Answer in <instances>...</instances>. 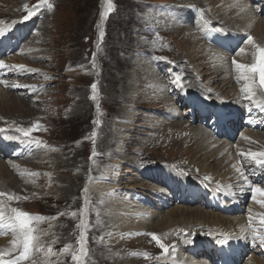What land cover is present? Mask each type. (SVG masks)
Here are the masks:
<instances>
[{
	"label": "rangeland",
	"instance_id": "obj_1",
	"mask_svg": "<svg viewBox=\"0 0 264 264\" xmlns=\"http://www.w3.org/2000/svg\"><path fill=\"white\" fill-rule=\"evenodd\" d=\"M48 3L52 5L51 10L42 0H0L1 25L15 26L17 29L21 26L29 28L27 39L21 45L20 50L14 46L9 54L1 59L7 67L9 77L8 82L2 79V75L0 80L7 82V91H11L8 94L5 93L6 97H0V131L4 130L0 136L3 134L17 135L20 138L19 141L26 144L22 148L19 146L20 151L24 148L25 155H27L19 161L10 160L7 157L0 159V162L5 165V170L1 172L0 169L2 187L6 184L5 187L15 185L12 188L21 189L20 191L13 189L10 194L0 196V209L5 215L2 222L9 232L6 233L3 226H0V231L7 235V242L12 241L9 240L10 238L14 239L12 247L4 248L1 253L5 254L4 257L14 256L15 259L20 255L19 245L14 244L19 233L7 226L15 220V213L12 209H17L32 217L43 218L40 222L33 223L34 235L37 237L34 243L36 242L37 245L34 244L29 259L23 264H45L43 259L50 254L52 255L48 256L49 263L47 264H155L162 256L167 255L170 249L166 252L160 246L150 249L148 245L149 241L153 240L152 234L133 238L127 236L131 231L125 230L121 232V238L115 233L117 230L113 226H111L112 230L105 228L104 219L107 214L103 212V207L97 202L98 200H95L96 195L88 189L90 182L98 180L99 177L92 175L93 172L90 171L99 163L105 166L104 170H109L106 171L107 174L116 170L112 175L117 187V191L114 189L115 196L123 197L124 194H128L135 199L141 196L143 191L156 192V189L154 187L150 189L154 181L148 179L144 181L147 185L149 183V186H131L136 180V175L133 168L130 172L127 171L126 161L134 162L136 167L139 164L140 166L157 165L158 161L169 165L170 161H176V164L181 163L179 165H187L190 168L205 165L207 167V163L210 162L212 170L209 168L207 175L196 174L192 171L193 169L180 168L187 176L192 174L191 177L197 179L196 182L200 180L209 182L219 177L218 180L226 186L227 196L230 198L234 197L233 189L231 190L226 184H229L228 179L237 180V190H240L243 196L246 194L243 184L244 176L234 171L229 163H226V159L221 160L216 155L215 157L212 155V157H203V160L194 162L192 157L188 156L187 149H192L190 146L194 145L193 138L198 136L199 130L196 127L188 132L184 127L185 122L179 123L183 128L182 132L172 127L173 121L170 120V115L163 113L166 111L165 105L155 99L156 96L152 89H148L147 75L144 74L145 68L149 65L157 70L155 72H162V84L166 90L163 92L167 94L173 89L179 93L178 88L193 79L202 91L206 92V89H209L221 95L224 101L227 99L231 102L227 106L239 111L241 106L233 104L237 100L233 98L237 91L231 89L229 85H225L222 89L217 88L223 83L221 85V81L217 79L211 81L207 76L211 70L205 62L207 58L205 51L209 52L213 49L212 45L206 43L203 46L202 42H198L196 43L198 53L191 52V48L182 38L181 30L178 35H174L173 32L164 29L165 18L168 15L165 13L168 9L167 5L182 6L183 9H179L185 14H188V10L197 9L199 14L204 16V20H207L210 8H213V13L220 11L219 2L208 0L206 5L202 1L194 3L193 0H111L113 6L111 11H108L107 0H48ZM201 3H204L203 6ZM33 10L35 14L25 20L24 18ZM102 13H107L104 19H101ZM188 16L191 17L192 13ZM233 17H230L234 22L233 26H225L234 31L226 30L238 34V27L242 24L236 20L238 16ZM13 32L11 31L9 35ZM101 33H103L102 37ZM244 40L245 38H242L241 41ZM246 44H244L245 48ZM251 45L252 43L249 46ZM29 49L30 53L27 52ZM189 57L194 59L192 63L194 65H190ZM19 58L24 62H21ZM160 65H162L161 69L158 68ZM185 67H188V71L183 72ZM165 70L169 74H164ZM190 71L193 74H190ZM125 74L128 77L124 81L116 82L121 75ZM5 83L2 81L4 89ZM93 84L96 85L95 90L92 88ZM128 85L132 87L130 93L132 90L135 92L134 95L129 94L128 102L131 99L139 100L138 102L142 100V109H137L136 105L131 106L123 101L122 91H126L125 87ZM13 87L16 88L15 91ZM230 89L232 92L229 94ZM246 94V97L249 96ZM16 96L18 99L29 101V105L26 106V102L23 103L24 100L14 99ZM261 97L264 98V90ZM175 106L181 112L179 106L177 104ZM253 109L256 116V106ZM126 111H133V117L130 118L128 114L126 116ZM123 114L124 118H130V121H127L130 130H120L128 141L126 140L124 144L116 142L117 146L111 147L112 150H121L120 158L124 159L120 161L119 158L117 161L121 162L120 168L114 169V163H110L109 166L104 164L106 159L101 155L100 137L104 136L102 130L105 131L108 123L113 124L114 135L121 134L118 127L126 122L124 118H121ZM149 116L169 118L167 123L164 122L165 131L162 132L163 129H161L156 132L150 123H144V120L149 121ZM37 125L38 128L31 131ZM21 129L30 131L28 138H24L27 141L22 140L26 136L20 131ZM248 131L260 133L245 130L240 133L238 140L233 144L240 146L239 151L241 152L244 148L243 157L248 155L245 153L247 148L239 139ZM192 132H195L194 135ZM143 144L147 145L140 147ZM137 148H139L138 152H136ZM198 149L195 147V152H198ZM44 154L45 157H40ZM193 155H195L194 152ZM135 158L141 160L137 161ZM75 162H79V166L74 167ZM244 168L246 169V166ZM104 173L98 181L103 179V181H108V175L105 176ZM77 176H81V180L77 181V190L75 193H67L68 182ZM94 177L96 179H92ZM202 181L200 182L203 183ZM2 187L0 185V189ZM132 187L135 188L130 190ZM161 188L165 191L164 186ZM149 192H143V194ZM10 196L13 199H9ZM150 204H155V207L161 205L162 209L165 202L160 196L159 201H150ZM248 204L250 205V202ZM249 205L246 207L247 211ZM176 207L208 212V209H200L196 206H173L167 208V211L163 210L162 213ZM235 207L234 214L229 216L231 219L224 215L219 220H224L227 224L229 220L230 224L238 218L241 220L242 218L238 215L240 204L237 203ZM108 218L110 219L109 215ZM187 218L195 219L196 217ZM175 219L177 218H173ZM200 221L196 225L189 223L187 227L182 226L179 231H176L179 226L176 227L169 241L183 240L188 242L186 246L191 243L196 244L199 239L206 238L210 229ZM56 229L58 231L55 233ZM258 230L261 231L260 226ZM257 234L264 235L260 232ZM247 237L254 244L258 242L249 231ZM62 239L67 240L62 242ZM161 243L164 244L162 241ZM248 244L247 242L244 246H240L238 252L231 256L229 264H234V257L246 251ZM260 245L258 242L259 249ZM7 246L10 247L8 244ZM64 248L68 249L65 253H63ZM81 248H83V254ZM258 251L264 255L261 249ZM73 256L78 257V262L72 259ZM250 258L262 257L258 254L249 255L244 264H247ZM217 262L219 263L218 257L216 264Z\"/></svg>",
	"mask_w": 264,
	"mask_h": 264
},
{
	"label": "bare ground",
	"instance_id": "obj_2",
	"mask_svg": "<svg viewBox=\"0 0 264 264\" xmlns=\"http://www.w3.org/2000/svg\"><path fill=\"white\" fill-rule=\"evenodd\" d=\"M193 1H194V3L196 1H199V2L202 1L206 5L208 3V0H193ZM216 1L219 2V7H220L219 10L220 11L218 13H213V11H212L213 8L212 9L210 8V11H208L209 15L207 18V22H204L203 24H200L199 22L193 23L191 21V17L193 18V15L190 17V16H188V14H185L181 9H179V8L183 9L182 6H177L174 4L170 5V6L167 5L168 9H167V12H165V13H167L168 15L166 16V18L164 17L165 22H166V23L164 22L165 23L164 29L166 28L165 30H167L169 32L170 31L173 32L174 35H178L179 31L181 30L182 38H183L184 42L187 43L188 47L191 48V52L195 51L196 53H198V49L196 48L197 47L196 43L202 42L203 46L206 45V42L202 38V31L209 26L214 27V28H216V27L220 28L219 32L217 30L213 31V29L211 28L209 31V35H208V40H209V36L215 32L216 37L221 39V43L219 44L220 47L224 46L226 51L218 49L220 47L214 48L213 46H212L213 49H211L209 52L205 51L207 54V58H206L205 62L208 64L209 69L211 70L210 73L207 74V76H209V80H211V81H214V79H217V80L221 81L220 82L221 85L223 83L222 86L219 85L217 88L221 87L220 89H222L225 85H229V87L231 89H235V91H237V94L239 93L240 90L245 91L244 94L247 93L246 95H249L246 97V100L247 101H253V103H255L254 106H256V101L259 100V96H260L258 94L257 87L261 88L259 86V74L258 73H256V74L247 73L242 69H238V68H236L233 61H235L238 64L245 65V66L254 65L257 63V61H258L257 49L258 48H264V17L258 16L256 14V11H255L256 9H254L252 4H249V0H216ZM260 1H262V3L264 2V0H260ZM204 3H201L202 6ZM233 16L234 17L238 16V19H236V20H238L239 23L242 24L241 26L238 27V29H239L237 31V32H239L238 34L236 32L228 31V30H226L225 27H223L225 25H227V27H228V25L233 26L232 24L234 22H232L230 19V17H233ZM17 17H18V15H17ZM17 17H16V19H17ZM197 24H198V26H197ZM11 31H17V28L15 26L4 27V25L0 24V41L2 39H4L6 36H8ZM244 33L250 34L249 36L252 38V41H253L252 42V44H253L252 48L253 49L251 51L246 50L247 46L249 45V43L247 42L246 48H245V45H244L245 43H244L243 47L240 48V51H238L235 54L230 56V53L227 52V46L229 44H231L232 42L237 43L235 46L230 48V50L235 51L237 49L238 45L243 42V41H241L242 40L241 37ZM240 35H241V37H240ZM183 40H182V42H183ZM2 51H3L2 46L0 44V53ZM30 51L31 50L29 49L27 52L30 53ZM199 51H201V50H199ZM8 54H9V52L7 54H5V56H7ZM199 54H200V52H199ZM19 59L21 62H24V60H22L21 58H19ZM31 59H33V58H31ZM188 60H189L190 65H194V64H192L194 59L189 57ZM0 63H3V60L1 61V58H0ZM162 65H160L158 68L161 69ZM150 66L151 65H149L148 67L145 68L146 71L144 73L145 75H147L146 80L149 83L148 89H152L154 91L155 96H156L155 99H157L158 102L161 101L165 105V110L167 111V114L170 115V120L172 119V121H173L172 127L177 128V129H179V131L182 132L183 128L179 123L185 122L184 127L186 130H188V132L191 131V128H196V127H197V130H199L197 133L198 136H196V138H193L194 139V145L191 144V146H190V147H192V149H190V150L187 149L188 156L192 157L194 162H196V161L198 162L201 159L203 160V157H205V158L206 157H212V155L215 157V155H216L221 160L226 159V163H229L231 168H233L234 171H237V173H240L242 171L244 173V178H245V172H247L249 170V168H247V167H249V164L246 163V165H245L244 163L241 162V160L239 158L237 159V157L235 155L237 152H239L241 147L233 145L230 142L217 140L216 138L212 137L210 135V132L205 130L203 127H201L199 125H195L194 127H191V125L187 123V120H181V121L176 120V119H180L181 113L179 112L178 108L174 105L173 99H171L172 97L170 96V94H167V92L164 93L166 90L164 88V85L162 84V79H161V75L163 76V74L160 71H159V73L155 72L157 70L152 69L151 68L152 66L151 67ZM185 70L188 71V67H185V69H183V72ZM167 73L169 74V72L165 70L164 74H167ZM190 74H193V73L190 71ZM233 74H234V76H231ZM1 75L2 74L0 73V79L2 77ZM245 76H247L248 79H245L244 78ZM127 77L128 76L126 74L121 75L120 78L117 81L116 80L115 81L116 82L124 81ZM234 77L236 78V80L238 82H235L233 80ZM190 78H191V76H190ZM2 79H3V77H2ZM4 80H0V97H6L7 96L6 94L9 93V91H7V89H4V87L2 85V81L5 83ZM190 80H191V82H189L188 84L184 83V84H182L183 85L182 87L178 88V91H179L181 97L184 99V101L186 103H188V101H189L190 104H195L196 103L195 101L197 100V103L203 107L204 104L206 103V102L205 103H203V102L207 101V103L210 104L209 107L212 106L213 108H215L214 104L216 103V101L223 102L220 99V98H222L221 95L216 94L215 92H212L209 89H206V92L202 91L193 79H190ZM250 84H251V91L248 90ZM213 87H216V86H213ZM131 88L132 87L128 85L125 87L126 91L125 90L122 91L123 92L122 93L123 101L129 103L131 106L136 105L135 107L137 109H142V103H141L142 100L140 102H138L139 100L137 101V100L131 99L128 102V97H130L131 93L133 95L135 93L133 90L130 93ZM231 89L229 91V94L232 92ZM203 92H204V94H202ZM219 93H220V90H219ZM166 94L168 96H166ZM233 98H236V97H233ZM14 99H18V96H16V98H14ZM18 100L23 101L24 99H18ZM24 102H26V104H25L26 106L29 105V101L24 100L23 103ZM151 103H149V104H151ZM186 103H184V104L186 105V107H188V105ZM239 104L240 103H238L237 105L240 106ZM238 106H236V107H238ZM148 107H152V106H148ZM227 107L229 109H232L233 111L237 110V109L235 110L233 108H230V106H227ZM133 111H135V110H133ZM132 112L126 111L125 115L128 114L131 118V117H133ZM152 114H154V113H152ZM120 116H122V115H120ZM121 118H124V114H123V117H121ZM130 118L129 117L124 118V120L126 122L123 125H121L120 127H118V129H119L118 131L130 130V126L127 124V121H130ZM148 119H149V121L144 120V123H147V122L150 123L152 125V127H154L156 129L155 130L156 132L165 128L164 122L167 123L169 120V118H166V117H153V116H149ZM192 124H193V122H192ZM112 125L113 124L109 125V123H108L106 125L105 131H104V129L102 130V134H104V136L100 137V142H101V146H102L101 155L104 159H106L104 162L105 165L108 164V166H109L110 163H114L115 164L114 169H119L120 165H121L120 161L124 160L122 157L120 158V156L122 155V152H121V150L120 151L112 150L111 147L117 146L116 142L117 143L121 142L122 144H124L126 142V140L128 141V138L126 136H124L122 134L123 132H121V131H120L121 134H119V135L115 134L114 135V133H113L114 130L112 128L113 127ZM130 125H132V124H130ZM169 125H171V124H169ZM114 126H115V124H114ZM163 131H165V129H163L162 132ZM236 131H234L232 133L235 135V134H237ZM194 133L192 135H194ZM19 139L20 138L17 135L3 134L0 136V145L14 144L15 142H18L20 148H22L26 144L24 142H20ZM239 140L242 142V145L247 148V152H245V153H247L248 154L247 156H249V157H251L252 153L264 152V134L252 133V132L248 131V132H245ZM243 141H245V142H243ZM144 145L146 146L147 144L140 145V147H144ZM194 146L199 148L198 152H195ZM104 150L106 151V153H102ZM138 151H139V148H137L136 152H138ZM123 152H124V150H123ZM193 152L195 153V155H193ZM242 152H243V149H242ZM37 153L39 154V150ZM46 155H47V152H46ZM40 157H45V154L40 156ZM119 158H120V161H117V160H119ZM227 158H229V159H227ZM135 160L138 161L141 159L135 158ZM158 162H159V164H157V165L152 164V165H148L146 167L143 165L140 166V164H139V166L136 167L134 162L126 161V164L128 163L127 168H126L127 171L130 172L132 170V168L135 170L134 174L136 175V180L134 182H132L133 184H131V186L136 185L139 187L142 185L143 186L147 185V182L144 181V178L149 177L148 180H151L150 177H152V182L154 181L153 184L155 186L151 185L150 189H152V187H154V189H156L155 190L156 193L154 194V193H151L149 191H143V192H149V193L143 194V196H145V199H144V197L143 198L142 197H138V198L135 197V199H134V198H132V196L131 197L128 196V194H124L123 197L115 196V192L117 191V189H116L117 187H116L115 181L113 180L112 175H114L116 170L110 171L107 174L106 171L108 172L109 170H104L105 166H103V164H101V163L96 164L95 167H93V170H91L90 172H93L92 175H96V177L98 176L99 177L98 180H100L101 174H103L105 172L104 175L105 176L108 175V181H103L104 179L101 181H98L96 179V177H94L92 179H96V181L95 180L91 181L90 185L88 187V189H90L89 191L92 192L93 195L94 194L96 195V196H94V197H96L95 200H98L97 202H99V204L103 207L102 208L103 212L105 214H107V217H108V215L110 216V219L109 218L107 219V217H105V219L103 218L105 221V225H104L105 228H110L112 230L111 226H113L114 229L117 230V232H115V233H117L120 237L122 235L121 232H123L125 230H130L131 232H128L127 236L133 237V238L141 237L143 235L155 234L160 238V240L162 242H164L163 245H165L167 247V249H170V251L168 252L167 255L162 256L158 261H156L155 264H197V263L205 264L206 262L203 261L204 260L203 258L200 259V261L195 263V261L191 258V256L195 255L194 254L195 250H192V252L190 253L191 249H189L188 246H194V247L202 246V247H205L207 250L213 248L219 254V256H218L219 264H229L231 256L238 252L240 246H244L247 242L249 244L250 243L253 244V241L251 242L248 240L249 239V237H247L248 230L253 235H256L257 232L264 233V225H261L259 223V218L264 216V206H261V203L258 202V201L264 199V197H260L259 195L255 198L251 199L250 205L248 207L249 219L251 217V220L245 219V217H243L241 220L238 218V220L233 221L232 224L229 223L230 220L228 221V224L225 223L224 220H221V221L219 220L220 217L223 218L224 215L225 216H228V215L223 214V213H222L223 216H221L220 213L213 214L214 211H211V209L210 210L208 209V212H206V211L205 212H203V211L198 212V211H192V210L184 209L181 207H176V208L171 209L168 212L162 213L161 211H163V210L161 209V205L160 206L156 205V207H155V204H153V206L151 207L149 205L150 201L157 202V201H159L160 196L162 197V194L164 191L161 188L164 186L163 183L161 184L162 181L166 182V184L167 183L173 184L174 186L184 185L185 187H188V193L191 194V196L193 198L198 197V194L201 193V189L197 186L198 185V183L196 182L197 179H193L191 177L192 174H191V176H187L184 173L183 169H181V168L184 167L187 169H193L192 171H194L196 174L200 173L201 175L202 174L207 175L208 171L211 169L210 166L212 164L209 162V163H207V165H208L207 167L205 165L203 167H197V166L195 167L194 166V167L190 168L187 165L186 166L185 165H183V166L179 165L181 163L176 164V161H173V162L170 161L168 163L169 165H165L163 163L161 164L162 161H158ZM75 163H74L75 164L74 167L79 166L78 165L79 162H75ZM255 163L257 164L258 162L255 160ZM220 164L221 163L219 162V165ZM222 164H223V161H222ZM245 166H246V169L244 168ZM221 167H222V165L220 166V168ZM84 168H85V166H84ZM0 169H1V172L3 170H5V165H3V163H1V162H0ZM6 170H8V169H6ZM104 175H103V178H104ZM181 176H183V177H181ZM80 177L81 176L74 177L71 182H68V184L66 186V189L68 190L67 193H72V192L75 193V191L77 190V185H78L77 181L81 180ZM210 178H211V176H210ZM216 178L219 179V177H216ZM238 178H239V176H238ZM218 179L217 180H214V179L210 180L209 181L210 183L207 184L206 186L208 188H210V190H211L210 192H213L215 190L216 192H218L220 194V198H221L220 202H225L226 201L225 196H227V194H228L227 189L225 188L226 186H224L223 183L220 182V180H218ZM235 179H236V177H235ZM105 180H106V178H105ZM156 182H158V183H156ZM0 185L2 187L3 184L1 183ZM5 185L6 184H4V187H2L0 189V193L2 192V193H5L7 195V194H10L13 189L19 190V191L21 190L19 188L18 189L12 188L15 186L13 184H12L13 186H9V187H5ZM149 185L150 184L148 183L147 186H149ZM184 186H181V188L185 189ZM164 187L166 188V186H164ZM133 188H135V187H132L130 190H132ZM208 188L206 189L207 191H208ZM114 189H116V191ZM176 189L177 188L174 187L172 190H176ZM164 193H165V191H164ZM228 198H230V197H228ZM211 204H213L214 207H219L218 203H210V205ZM1 211H3V210H1ZM233 211L231 212V215L234 214ZM210 212H213V213H210ZM101 216H104V215L102 214ZM187 217H196V218L195 219L194 218L188 219ZM173 218H177V219L173 220ZM200 220L202 221L203 224H205L207 227H209L208 228V229H210V232H208L209 237L207 236L206 238L199 239L196 244L191 243V244L186 245V246H185V244L186 243L188 244V242H186V241L184 242L183 240L169 241L171 238V234L175 231L176 227L179 226V228H176V231H179L182 226L187 227V225L189 223H193L194 225H196L197 222ZM202 223H200V224L202 225ZM250 225H251V227H249ZM259 226L261 227V231H253L254 229H258ZM207 227H206V229H207ZM232 228H234V230H232ZM199 230H201V229H199ZM57 231H58V229L55 230V233ZM52 232H54V230ZM140 233H141V235H140ZM6 236L7 235H5V233L3 231H0V243H2L0 245V253L4 248L10 249L12 247L11 245L13 244L14 239L10 238L9 240H12V241L7 242L8 240L6 241ZM251 239L252 238H250V240ZM64 240H67V239H64ZM64 240L62 239V242ZM65 242H67V241H65ZM256 243H258V242H256ZM7 244L10 247H8ZM34 244L37 245L36 242ZM54 245H56V243ZM157 246H158V244L154 240L149 241L148 247L150 249L151 248L154 249ZM259 247H260L261 251H263V253H264V245H260ZM64 249H63V253H65ZM51 255L52 254H50L48 256H51ZM48 256L44 257V259H43L45 264L49 263ZM15 258L16 257H14V256H9V257H4V260H12ZM247 264H264V260H262V258H250L249 261L247 262Z\"/></svg>",
	"mask_w": 264,
	"mask_h": 264
},
{
	"label": "snow or ice",
	"instance_id": "obj_3",
	"mask_svg": "<svg viewBox=\"0 0 264 264\" xmlns=\"http://www.w3.org/2000/svg\"><path fill=\"white\" fill-rule=\"evenodd\" d=\"M44 4L47 5L48 9H52V5L48 3V0H42ZM108 3V11H111L112 9V3L111 0H107ZM35 14V10L31 11L28 13V16H26L24 19L27 20L30 18L32 15ZM107 13H102L101 14V19H104ZM103 36V33H101V37ZM252 38L248 37V43L251 44ZM258 61L256 64L252 66H245L236 63L233 61L235 64L236 68L242 69L247 73H258L259 74V85L260 87L264 88V48H258ZM5 65L3 63H0V69H3ZM245 79H248L247 76L244 77ZM93 90H95L96 85H92ZM249 91H251V84L249 85ZM94 98V97H93ZM38 128V125L33 128L31 131H35ZM24 136H29L30 131H24L23 129L20 130ZM251 157L253 160H256L260 165H264V152L260 153H252ZM241 176H244V173L241 171L240 172ZM259 195L260 197H264V189H261L260 187H255L253 189V196L255 198L256 195ZM5 195V193H0V196ZM9 199H13V197H9ZM261 203V206H264V199L258 201ZM12 211L15 213V220L14 222L8 224L7 226L9 228H12L14 231H18L19 235L17 236L16 241L14 244L19 245L21 252L20 255L17 259L14 260H4V253H0V264H23L24 261L29 259V256L34 248V241L37 239V237L34 235L35 228L33 227V223H38L40 222L43 218L40 216L32 217L27 213H24L22 211H19L17 209H12ZM4 220L3 212L0 211V222ZM251 220V217H250ZM259 223L261 225H264V216L259 218ZM2 226V225H0ZM253 231H259L258 229H254ZM259 239V242L261 245H264V235H260L257 237ZM152 239L155 240L165 252L167 251V247L161 243L160 238L152 234ZM65 252L68 251L67 248L64 249ZM49 252H51V249H49ZM81 253L83 254V248H81ZM10 255V253H9ZM72 259L74 261L78 262V257L73 256Z\"/></svg>",
	"mask_w": 264,
	"mask_h": 264
}]
</instances>
